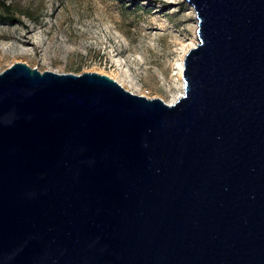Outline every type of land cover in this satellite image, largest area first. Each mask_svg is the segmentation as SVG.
<instances>
[{"label": "water", "instance_id": "water-1", "mask_svg": "<svg viewBox=\"0 0 264 264\" xmlns=\"http://www.w3.org/2000/svg\"><path fill=\"white\" fill-rule=\"evenodd\" d=\"M186 1L172 103L0 71V264H264V0Z\"/></svg>", "mask_w": 264, "mask_h": 264}, {"label": "rangeland", "instance_id": "rangeland-1", "mask_svg": "<svg viewBox=\"0 0 264 264\" xmlns=\"http://www.w3.org/2000/svg\"><path fill=\"white\" fill-rule=\"evenodd\" d=\"M7 2L19 19L0 22V71L19 61L41 71H94L172 103L183 83L181 59L198 42L186 0Z\"/></svg>", "mask_w": 264, "mask_h": 264}, {"label": "trees", "instance_id": "trees-1", "mask_svg": "<svg viewBox=\"0 0 264 264\" xmlns=\"http://www.w3.org/2000/svg\"><path fill=\"white\" fill-rule=\"evenodd\" d=\"M30 18L34 16L26 12L24 13ZM18 16L16 11L13 9V5L7 2V0H0V22L15 23L18 21Z\"/></svg>", "mask_w": 264, "mask_h": 264}, {"label": "bare ground", "instance_id": "bare-ground-1", "mask_svg": "<svg viewBox=\"0 0 264 264\" xmlns=\"http://www.w3.org/2000/svg\"><path fill=\"white\" fill-rule=\"evenodd\" d=\"M194 44H196L197 43V40L195 41V42H193ZM185 55V54H184ZM184 55H183V57H182V59H181V64H180V70H181V72H183V60H184ZM183 73H181V75H182ZM184 83V82H183ZM181 84V89H180V91H179V94H178V96L175 98V100L179 97V96H181L183 93H184V84ZM174 100V101H175ZM174 101H172V102H174ZM169 103H171V102H169Z\"/></svg>", "mask_w": 264, "mask_h": 264}]
</instances>
